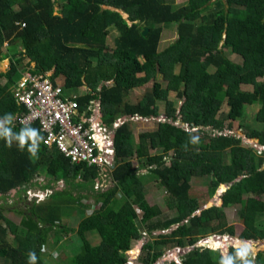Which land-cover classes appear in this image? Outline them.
Segmentation results:
<instances>
[{"label": "trees", "instance_id": "trees-1", "mask_svg": "<svg viewBox=\"0 0 264 264\" xmlns=\"http://www.w3.org/2000/svg\"><path fill=\"white\" fill-rule=\"evenodd\" d=\"M174 2L65 0L56 14L54 0H0V62L9 61L8 70L0 74L6 79L0 85V200L18 196L31 185L38 187L35 180L41 169L51 179L38 190H51L55 182L62 181L79 191L78 199L84 192L90 195L97 207L74 230L81 245L67 264H124V252L132 240L141 239L142 232L148 236L158 232L144 244L142 264H154L170 245L185 248L210 235L232 237L234 227L227 223L223 208L240 204L244 196L243 229L238 237L264 241V202L260 200L264 195V151L256 154L232 133L233 124L245 116L246 108L259 105L254 120L261 129L246 131L244 136L264 146V80L257 81L264 78V0L218 1L220 8L205 14L203 10L212 0H186L176 8ZM167 24H175L177 37L159 51ZM144 28L148 29L146 36L142 35ZM112 30L117 37L108 50ZM18 42L21 52L16 49ZM223 49L241 58L237 71L224 75L207 72L225 61ZM23 57L27 64L33 63L32 68H18ZM24 71L50 73L53 83L63 77L66 96L86 87L88 91L77 98L80 104L93 98L91 92L97 93L106 123L123 116L156 118L159 100L166 101L165 119L156 121L153 130L140 133L135 144L129 120L117 128L115 166L105 173L110 182L107 187L95 167L71 164L57 150L45 147L37 123L23 127L16 122L15 117L25 110L10 90ZM159 75L166 91L175 92L182 100L178 110L157 82L137 103L124 101L131 90ZM223 104L228 110L219 115ZM28 131L37 133L35 156L28 151L31 139L19 148L17 137ZM194 137H199L196 144L192 143ZM5 138L11 139V147ZM133 155L145 158L146 172L158 178L177 216L152 221L160 210L145 201L138 168L129 161ZM167 159L169 166L164 165ZM206 176H212L209 197L219 186V192L224 191L222 199L216 201L217 205L223 202V208L211 206L197 214L204 205L191 195L190 179ZM97 181L100 187L95 188ZM56 194L57 201L53 199ZM71 197L66 189L54 190L40 201L33 199L26 213L11 210L21 215L18 224L8 219L4 214L7 210L0 206L1 263L29 264V253L34 252L35 264H46L41 250L50 231L66 230L60 225V213L72 202ZM136 209L141 213L139 219ZM172 226L176 227L166 233ZM8 234L12 244L4 238ZM93 234L99 238L97 244L90 241ZM221 244L206 242L212 247ZM237 249L230 247L226 257H231L233 264H243L236 256ZM224 258L219 250L201 247L182 256L183 264H221ZM254 262L264 264V251L257 252Z\"/></svg>", "mask_w": 264, "mask_h": 264}, {"label": "rangeland", "instance_id": "rangeland-1", "mask_svg": "<svg viewBox=\"0 0 264 264\" xmlns=\"http://www.w3.org/2000/svg\"><path fill=\"white\" fill-rule=\"evenodd\" d=\"M223 2V0H212L211 4L208 8L203 10V13H209L214 12L220 8V3ZM65 2V0H54V12L60 13V9L62 4ZM186 4V0H175L174 2V8L182 6ZM233 10H231L232 13ZM202 13V14H203ZM230 13V14H231ZM124 18H126L125 14H122ZM117 37V32L115 30L110 31L108 38H107V49L110 50L113 48V42L114 39ZM177 35H176V26L175 24H167L163 26V31L161 35V39L158 45V50L162 51L164 50L169 44L175 41ZM16 49L18 52L22 51V48L19 44V42L16 45ZM224 55H225V61L222 63V65L219 68L209 67L208 71L209 73L217 72L220 75L224 74H234L238 67L241 65V58L235 54H232L228 49H223ZM28 59L23 57L21 62L18 63V68L23 67H31L33 66V63L27 64ZM9 68V61L3 60L0 62V74H4ZM178 71V66L175 68V72ZM137 76H141L142 72L140 70L136 71ZM264 78L257 79V81H262ZM56 81L62 85L63 83V77H58ZM6 82V79L4 76H0V85L2 86ZM154 82H157L161 85V92L164 93L167 97V101H170L174 104V107L178 110L179 106L182 103V100L176 96L175 92L172 91H166L165 89V82L162 80L161 76L159 75L157 78L150 80L147 84H145L142 87L135 88L131 90L127 96L125 97L124 101L129 104H135L137 103L144 93L148 90H150L154 84ZM111 82H108L106 84H110ZM63 86V85H62ZM86 87L79 88L76 92L70 91L69 93H85ZM165 102L163 100H159L156 102L158 106V116L156 118L147 119V120H138L133 121L129 120V128L132 131V141L133 143L138 142L139 134L144 131L153 130L156 127V121H164V111H165ZM259 109V105H252L246 108L245 110V116L236 123L233 124L234 126V135L236 137L241 138V145L246 148H253L256 150V154H259L260 152L264 151V148H262V145H259L256 139H247L244 136V133L246 131L252 130V129H261V125L257 123L254 120V115ZM228 107L226 104H223L220 108V114H224L227 112ZM181 122H176V124L180 125ZM239 127V128H238ZM3 129V122L0 121V132ZM231 133V132H228ZM150 153H156V151H151ZM130 164L133 168H138L136 171V174L139 175V177L142 180V183L145 187V201L149 205H155L160 210V215L153 218L152 221H164L166 219L173 218L177 216V211L175 208H172L170 206L171 199L168 195V193L160 186L159 180L157 177H155L152 174H149L145 170V164L146 160L145 158H136L135 155H133L130 159ZM228 161V160H227ZM165 166H169V159L165 160L164 163ZM106 175H101V181L105 185L107 184V187L110 186L109 179H106ZM50 176L47 175L44 171V169H41L37 173V178L35 181H37L38 187L36 186H29L25 192H20L18 196L12 195L10 198L6 199L5 201L0 200V206L3 209H6L7 211L4 212L5 216L10 219L15 224H18L21 220V215L14 213L13 209H17L19 211H23L26 213V211L29 209V206L33 199L36 201H40L44 199L45 195L51 194L54 192V190H67L70 194H72L71 200L72 202L69 205H66L62 207V212L60 213V225L63 227H66L65 229H53L49 232L47 235V244L42 248L41 253L43 260L46 262V264H67L70 260V258L76 254L80 249V242L78 239V236L75 233V229L77 228L78 223L88 214L91 213V211L97 207V205L94 204L93 199L90 195H88L86 192H84V197L78 199L77 193L79 192L77 189L66 186L62 181L55 182L53 184V189L51 190H38L41 189V186L45 185L48 180H50ZM212 180V176H206L202 178H196L193 177L190 179V185H191V195L193 197H196L204 206L199 209L196 213L199 214L202 210L209 208L211 206H216L219 208L222 207V203L220 205H217V200L221 197L223 192H219V187L214 191V194L212 197H209L210 193V182ZM95 187V185H94ZM96 187H100V184L96 185ZM27 190L29 193V198L26 197ZM227 190V189H226ZM33 193H36L37 196L34 197ZM45 194V195H44ZM59 195H55L53 197L54 200H59ZM120 197V195H118ZM247 196H244L243 201L238 205H231L227 208H223V211L226 215V220L229 225H232L234 227V238H237L239 234L241 233L243 229V223H242V217L245 207V199ZM30 198H33L32 200H29ZM52 199V200H53ZM260 200L264 202V195L260 197ZM213 204V205H212ZM137 213L139 214L138 219L140 218L141 213L137 210ZM264 220V217L262 218ZM176 226H172L169 230L166 231V233H169L172 229H174ZM145 231L144 229H142ZM143 233V232H142ZM158 232H154L153 235H144L140 240H132L129 246V249L124 252V256L126 259V264H141V258L144 257V251L143 246L145 243L152 241V238L157 234ZM5 240H7L10 244H12V236L6 235ZM90 241L93 244H97L99 242V238L93 234L90 237ZM215 243H219L216 242ZM221 243V242H220ZM237 243V242H236ZM250 245L252 252L257 254V252L264 251V241H253L251 243L249 242H242V244H237L235 246H243V245ZM230 245V244H229ZM227 243H223L220 246L213 247L214 249H218L221 253L222 257H226L227 253V247H229ZM234 245V244H233ZM175 247H181L176 245H170L164 248V254L166 253V260L165 264H183L182 256L186 254V251H176ZM173 249V250H172ZM170 250V251H169ZM174 251L170 256H167L170 252ZM255 255L249 254L246 259L251 261V264H257L254 262ZM2 261H0V264Z\"/></svg>", "mask_w": 264, "mask_h": 264}, {"label": "built area", "instance_id": "built-area-1", "mask_svg": "<svg viewBox=\"0 0 264 264\" xmlns=\"http://www.w3.org/2000/svg\"><path fill=\"white\" fill-rule=\"evenodd\" d=\"M21 27L24 25L21 24ZM49 76L50 73L33 74L29 71L21 73L19 80L10 90L16 103L25 110L23 114L15 117L16 122L23 127L37 123L39 131L43 134L42 144L45 147L57 150L71 164L84 168L95 167L99 174L105 175L115 166L114 137L117 128L127 120L144 119L139 116H123L116 118L112 123H106L97 93L91 92L93 98L80 104L77 98L85 93L66 96L63 86L58 82L53 83ZM85 89L88 91L87 88ZM96 185L98 181L95 183V188H97ZM29 193L27 190V199ZM33 195L37 196L36 193ZM144 235L146 233H142V236ZM208 241L230 244L226 252L230 247L238 248L235 245L247 242L234 236L210 235L196 242L194 246L173 249L186 251L185 253L194 247L216 250L212 246H206ZM237 241L240 243H236ZM172 250L167 256L173 255ZM166 253H163L154 264H165Z\"/></svg>", "mask_w": 264, "mask_h": 264}, {"label": "clouds", "instance_id": "clouds-1", "mask_svg": "<svg viewBox=\"0 0 264 264\" xmlns=\"http://www.w3.org/2000/svg\"><path fill=\"white\" fill-rule=\"evenodd\" d=\"M143 119V118H142ZM145 120V119H144ZM6 137L9 135L8 133H5L4 134ZM17 139L20 141V144H19V148L22 150L24 148V144L27 143V141L29 139H31L32 143H31V146L28 148V151L33 155L35 156L36 155V148H37V133L35 131H28V132H25L23 133L21 136L17 137ZM6 140V144L8 147H11L12 146V142H11V139L9 138H5ZM199 140V137H194L192 139V143L196 144ZM26 195V194H25ZM240 239V238H239ZM242 241H247L249 243L253 242V241H250V240H243V239H240ZM216 250H219V249H216ZM228 253V251L226 252ZM249 254H252V255H255L254 252H252L251 250V246L250 245H243V246H238V249H237V252H236V256L241 259L243 261V264H251V261L247 260L246 257L249 255ZM36 262V255L34 252H30L29 253V264H35ZM221 264H233V259L231 257H225Z\"/></svg>", "mask_w": 264, "mask_h": 264}, {"label": "water", "instance_id": "water-1", "mask_svg": "<svg viewBox=\"0 0 264 264\" xmlns=\"http://www.w3.org/2000/svg\"><path fill=\"white\" fill-rule=\"evenodd\" d=\"M147 32H148V29H147V28H144L143 31H142V35H143V36H146ZM225 186H226V188L228 189L229 186H230V184L225 185Z\"/></svg>", "mask_w": 264, "mask_h": 264}, {"label": "crops", "instance_id": "crops-1", "mask_svg": "<svg viewBox=\"0 0 264 264\" xmlns=\"http://www.w3.org/2000/svg\"><path fill=\"white\" fill-rule=\"evenodd\" d=\"M1 121V120H0ZM13 194H14V192H13Z\"/></svg>", "mask_w": 264, "mask_h": 264}]
</instances>
